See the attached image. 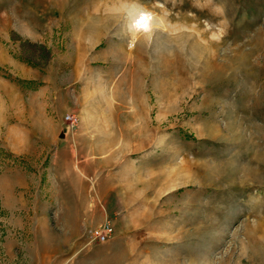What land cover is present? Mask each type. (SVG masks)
I'll return each mask as SVG.
<instances>
[{
  "label": "rangeland",
  "instance_id": "374dc122",
  "mask_svg": "<svg viewBox=\"0 0 264 264\" xmlns=\"http://www.w3.org/2000/svg\"><path fill=\"white\" fill-rule=\"evenodd\" d=\"M0 264H264V0H0Z\"/></svg>",
  "mask_w": 264,
  "mask_h": 264
},
{
  "label": "built area",
  "instance_id": "2783aa9c",
  "mask_svg": "<svg viewBox=\"0 0 264 264\" xmlns=\"http://www.w3.org/2000/svg\"><path fill=\"white\" fill-rule=\"evenodd\" d=\"M77 118L78 117L74 113H69V114L65 115L64 120L66 123V128L67 129L75 128L77 126ZM107 228H110V227L107 226ZM107 233H108V231H102L100 229H95L93 235L98 240L105 242L108 239Z\"/></svg>",
  "mask_w": 264,
  "mask_h": 264
}]
</instances>
